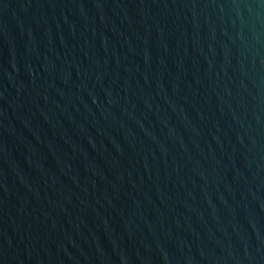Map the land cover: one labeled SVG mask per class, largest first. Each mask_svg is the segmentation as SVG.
<instances>
[{
    "label": "water",
    "instance_id": "1",
    "mask_svg": "<svg viewBox=\"0 0 264 264\" xmlns=\"http://www.w3.org/2000/svg\"><path fill=\"white\" fill-rule=\"evenodd\" d=\"M0 264H264V0H0Z\"/></svg>",
    "mask_w": 264,
    "mask_h": 264
}]
</instances>
